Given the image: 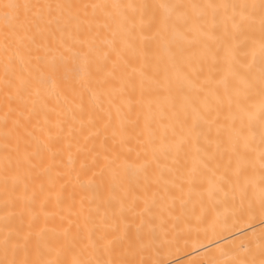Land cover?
<instances>
[{"label": "bare ground", "instance_id": "1", "mask_svg": "<svg viewBox=\"0 0 264 264\" xmlns=\"http://www.w3.org/2000/svg\"><path fill=\"white\" fill-rule=\"evenodd\" d=\"M0 264H264V0H0Z\"/></svg>", "mask_w": 264, "mask_h": 264}]
</instances>
